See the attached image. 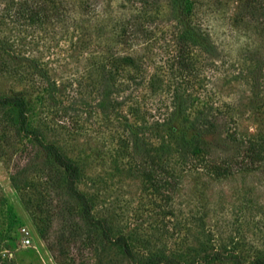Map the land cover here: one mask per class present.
Instances as JSON below:
<instances>
[{
    "label": "rangeland",
    "instance_id": "374dc122",
    "mask_svg": "<svg viewBox=\"0 0 264 264\" xmlns=\"http://www.w3.org/2000/svg\"><path fill=\"white\" fill-rule=\"evenodd\" d=\"M20 1L0 0V97L28 107L25 130L0 105V264L264 258V0H183L202 39L183 50L178 0H62L43 23L8 16ZM173 107L214 121L210 147L173 136ZM36 137L78 165L105 230Z\"/></svg>",
    "mask_w": 264,
    "mask_h": 264
},
{
    "label": "trees",
    "instance_id": "16d2710c",
    "mask_svg": "<svg viewBox=\"0 0 264 264\" xmlns=\"http://www.w3.org/2000/svg\"><path fill=\"white\" fill-rule=\"evenodd\" d=\"M88 0H79L78 7H85ZM183 0H178L177 6L179 9V23L183 26L184 32L178 36V43L181 50H183L187 43L191 42L192 44H201L202 39L195 33L194 28L190 25L188 17L185 13L186 6L183 4ZM49 4V5H48ZM62 0H21L18 8L11 13V5L8 4L6 10L8 16H16L20 18H25L29 22L43 23L46 19L54 17L57 20L63 17L61 12ZM0 105H16L20 117L21 128L27 130L26 123V112L28 110L27 102L20 95H13L8 97H0ZM178 124V125H177ZM168 130L173 133V136H177L184 144L188 145H199L203 148L210 147V142L206 140V137L209 135L216 138L214 132L215 123L206 115H203L199 112L198 115L191 118L189 114H186L184 107H173L167 121L165 122ZM39 141L40 153L43 157L44 163L54 162L61 166L66 174L67 181L65 188L68 191L69 195L76 197L82 205V218L86 223L92 226H101L104 228L107 226L103 220L96 219L91 213V203L87 196L81 192L77 186L76 181L79 177L80 170L78 165L67 158L59 149V147L53 143H47L40 141L39 137H36ZM116 241L120 242L124 239L118 237ZM125 250L127 253H130V250L125 245ZM216 255L209 256V260H214ZM256 264H264V258L256 262Z\"/></svg>",
    "mask_w": 264,
    "mask_h": 264
},
{
    "label": "built area",
    "instance_id": "2783aa9c",
    "mask_svg": "<svg viewBox=\"0 0 264 264\" xmlns=\"http://www.w3.org/2000/svg\"><path fill=\"white\" fill-rule=\"evenodd\" d=\"M24 241H25V243H29L30 240L28 238H26Z\"/></svg>",
    "mask_w": 264,
    "mask_h": 264
}]
</instances>
